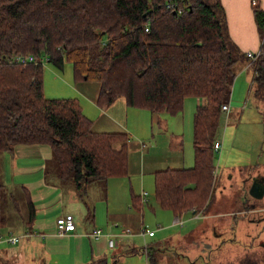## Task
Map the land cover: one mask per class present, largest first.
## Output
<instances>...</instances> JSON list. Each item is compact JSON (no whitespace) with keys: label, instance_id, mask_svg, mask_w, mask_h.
<instances>
[{"label":"trees","instance_id":"16d2710c","mask_svg":"<svg viewBox=\"0 0 264 264\" xmlns=\"http://www.w3.org/2000/svg\"><path fill=\"white\" fill-rule=\"evenodd\" d=\"M167 2L0 0V229L7 223L1 155L16 145H49L59 179L79 193L99 180L129 176L131 136L93 132L79 99L46 97L44 64L15 61L29 54L60 70L71 63L75 83L98 82L101 107L123 97L132 107L176 115L187 98H203L194 115L195 165L154 172L153 196L160 208L175 215L198 213L212 201L221 108L230 104L236 67L246 53L229 35L220 0H179L181 13L167 9ZM253 13L262 37L261 55L253 62V93L264 100V10L259 0ZM22 192L32 225L35 204L27 190ZM147 195L132 194V206L148 204ZM12 237L18 240L11 236L9 241ZM240 264L260 263L248 257Z\"/></svg>","mask_w":264,"mask_h":264},{"label":"crops","instance_id":"0c3cea01","mask_svg":"<svg viewBox=\"0 0 264 264\" xmlns=\"http://www.w3.org/2000/svg\"><path fill=\"white\" fill-rule=\"evenodd\" d=\"M220 1L225 11L231 39L243 53L250 51H260L261 53L262 37L254 18L253 0ZM259 3L264 10V0H259ZM244 72H248L249 75L244 76ZM255 76L256 68L246 54L245 60L238 63L236 67V77L232 91L242 79H248L250 90L253 93ZM75 88L80 93L79 95L82 96V99L78 96L76 98L79 99L84 114L93 122V132H124L131 136L128 176L130 192L132 191L133 194L141 196V190L152 185L154 172L156 171L167 168H190L188 166L192 164L194 158L191 150L193 148L192 127H189L188 132L184 129L180 131L178 129L173 130L168 127L167 123L170 114L167 113L153 114L150 112V121H148V112L128 105L126 99L123 97L117 98L107 107H101L97 103L100 90L98 82L81 81L75 83ZM253 96L256 102H261L262 99H258L254 93ZM231 97L229 102L233 106L234 95L231 94ZM195 99L194 105L196 111L198 106L204 104V99L201 97ZM180 113L182 114L183 110ZM226 117L227 123L233 125L241 120L239 113H234V110L229 111ZM223 129L225 130L226 126ZM219 134L220 128L218 140H220ZM187 142H190V144ZM186 145L189 146L187 148L188 152L185 151ZM2 161L6 182L11 185H17L21 191L27 190L31 195L35 204V219L32 225H28V214L26 215L25 213L22 218L19 217L16 221V226H10L6 223L0 229V264H141V258L144 260V257L146 258L145 264H156L157 260L161 264L162 259L159 255L163 252V245L158 242L165 240L166 238L164 237L167 236V231L175 226L172 225L173 218L174 223L180 226V229H184L189 227V223L195 221L197 218L207 219L211 226H214L216 220L222 216H231L244 212V205L248 206L249 213L260 210L256 206L257 202L249 201L248 194H246L245 185L248 178L245 179L244 185L241 187L242 192L240 195L243 204L240 207L238 206V199H235L234 204L230 200V205L225 209L218 208L212 210V199L209 205L198 211V213L193 211L183 213L186 215L192 214L188 218L189 221L187 223H184L181 217L183 214L175 215L170 210L162 209L158 205L156 208L152 205L148 207L143 205L140 209L134 208L130 202L132 194H126V189L124 188L122 191L124 196L123 202L129 199L128 209L130 212L124 218L123 224L133 229L132 235L134 232L138 233L141 228L143 229L146 223H150L153 226L161 224L162 230H158V227V232L156 231L152 236L146 235V237H149V243L144 248L138 247L133 240L125 241L124 239L119 240L115 248H110L106 236L93 238L92 235L96 230L104 232V229L99 227L105 226L107 228L112 224L113 228L115 222V226H118L119 222L121 224L123 214H117L115 217L108 215L105 223H102L101 217L97 220L95 215L90 216L89 213L82 214L81 222L75 220V230L63 235L57 233V219L65 214H72L75 218L73 208L71 209L69 204L81 201L82 197L73 185L63 184V181L59 179L58 168L55 160L52 158V150L49 145H16L13 152L4 153ZM131 161L135 164L133 172L130 170ZM221 161H223V158ZM227 164L228 160L225 157L223 167L225 168ZM49 166L53 170L52 173L48 171ZM219 171L217 169L216 185L218 182L222 184L219 177H221V173L223 172ZM257 177L262 181L260 183L262 187L264 185V175L259 174ZM257 177L256 181H258ZM228 178L232 180L234 177L230 173ZM111 179L106 180V184L102 186L103 189L105 187L107 197ZM222 188H225V186L223 185ZM216 195L222 196L225 193L218 192ZM249 195L251 194L249 193ZM123 210L125 211V208ZM151 211L154 217L148 214ZM176 218L179 219V222L176 221ZM90 223L91 226H88ZM236 226L237 221L234 219L225 220L222 228L219 225L218 228L220 230L225 229L224 231L227 232V230L231 231ZM188 229L193 231L185 236H181V239L187 237V243H190L189 246L192 247L190 251L185 253V256H189L190 262H192L191 260L194 257L198 256L200 252L198 247L202 248L206 246L212 250L211 253L214 250L221 252L220 249L227 245L231 246L234 243L233 241L236 242L235 230L234 238L229 233L230 238L221 240L218 234L217 240L212 242L211 240H207L205 235L198 236L201 239H198L196 236L193 237L194 228L189 227ZM160 232H164L162 235L163 239L155 240L154 238L157 233ZM11 236L18 237L17 242L9 241V237ZM248 237H250V234H248ZM133 249H135L134 252L132 251Z\"/></svg>","mask_w":264,"mask_h":264},{"label":"rangeland","instance_id":"374dc122","mask_svg":"<svg viewBox=\"0 0 264 264\" xmlns=\"http://www.w3.org/2000/svg\"><path fill=\"white\" fill-rule=\"evenodd\" d=\"M43 64L45 69L46 97L76 98L78 96L82 99V96L79 95L80 93L75 88L71 63H66L63 70L56 68L47 60H44ZM243 75L248 76L249 74L248 72H244ZM250 89L248 79H242L232 91V94L234 95V104L232 106V103L230 102V111L234 110V113H239V116L241 117L240 122L238 121V123H234V125L229 124L227 123L226 114L221 117L219 138L222 147L219 152H216L215 164L217 169L220 170L219 172L223 173H221V177H219L222 184H219L218 182L217 185H215L214 196L218 192H224L225 195H216L213 198V204L211 207L212 210L218 208L225 209L230 205L229 201L231 200L232 204H234L235 199H238V206L240 207V205L243 204L240 195L242 192L241 187H243L245 179L248 178L245 185L246 194H248L249 201L257 202L256 206H258L260 210L258 209L259 211L249 213L248 206L244 205V212L231 216H222L216 220L214 226H211L209 221L207 219L204 220L203 218H197L195 221L189 223L188 226L195 230L192 236H196L198 239H201L198 236L205 235L207 240L213 242L217 240L216 238L218 234L220 235L219 238H221V240L230 238V235L234 238L235 230L236 240V242L233 241L234 243L231 246L227 245L220 249L221 252L214 250L211 253L212 250L206 246L202 248L198 247L200 252L197 257H194L193 260H191L192 262L188 259L189 256H185V253L190 251L192 247L189 246L190 243H187V237L181 239V236H185L193 230L188 229L189 227L180 229V226H177L174 223V218L172 217V225L175 226L167 231V236L164 237L166 238L165 240L158 242L163 245V252L159 255L162 259L161 264H240L244 258L247 259L248 257L257 260L260 264H264V210H262L264 209V196L261 198H254L249 195L253 180L256 179L259 174L264 175V100H261L260 103L256 102ZM194 100H196L194 97L187 98L183 113L175 116L170 115L167 123L168 127L173 130L178 129L179 131L184 129L188 132L189 127H192V141L194 133V115L196 112ZM143 110L149 113L148 121H150V111L147 109ZM225 126L226 129L224 130L223 128ZM187 143L190 144V142ZM187 148H189L188 145L185 146V151H187ZM191 150L194 158L192 164L188 167L195 165L194 145ZM3 154L1 156H3ZM225 157L226 160H228V164L224 168ZM222 158L223 161H221ZM134 165V162L131 161L130 170L132 172L134 170ZM48 171L49 173H52L53 171L50 166ZM230 173L234 177L232 180L228 178ZM5 178L4 170H2L1 183L4 185L5 194L3 214L8 225L16 226V221L19 217L22 218L23 214H28L26 196L21 190H19L17 185L7 183ZM105 184L106 180H99L90 184L85 192L79 193L82 194L81 201H75V203H70L69 205L71 209L73 208V214L76 218L75 220L78 222L82 221V214L87 213H89L90 216L95 215L97 220L101 217L103 220L102 223L106 222L108 215L115 217L117 214H123V220L121 224L119 222L118 226H115V222L113 228L112 224L107 228L105 226L99 227L104 229L105 233L114 234L120 232L123 228H128L123 222L125 221L124 218L127 213L130 212L128 209L129 199L123 202L124 196L122 191L125 188L126 194L129 195L133 194V192H130L128 176L112 178L110 180V185L107 191L108 197L106 196L105 187L104 189L102 187ZM223 185L225 188H222ZM143 191L148 193L146 197L148 204H146V207L152 205L156 208L157 204L153 196L154 180H152V185L150 187L148 186V188L141 190L140 195ZM124 208L125 211L123 210ZM148 214H150L151 217H154L152 211ZM190 216H192L190 213L181 216L184 223L189 221L188 218ZM234 219L237 221V226L231 231L227 230L226 232L224 231L225 229L220 230L225 220ZM218 225L220 228H218ZM88 226H91V223ZM144 227L154 233H156L158 227V230H162L161 224L158 226L155 224L153 226L150 225V223H146ZM140 230H142V228ZM140 230L138 233L134 232L133 235L125 237L124 240H133L138 247L144 248L149 243V237H144L140 233ZM229 233L231 234L228 235ZM163 234L164 232L157 233L154 239H163ZM248 234H250V237H248ZM145 260V257L144 260L141 258V264L142 262L145 264ZM156 264H160L159 260H157Z\"/></svg>","mask_w":264,"mask_h":264},{"label":"built area","instance_id":"2783aa9c","mask_svg":"<svg viewBox=\"0 0 264 264\" xmlns=\"http://www.w3.org/2000/svg\"><path fill=\"white\" fill-rule=\"evenodd\" d=\"M253 3L255 4L256 0H253ZM165 7L169 10H174V12H178V13L183 12V8H182L179 0H168ZM146 30L149 31L148 28H146ZM246 54H247L249 60L251 62H254L259 58L261 53H260V51L259 52H251L250 51V52H247ZM44 60L45 59H42V58L40 59L38 57H34L33 55L29 54L27 56H18L15 61L19 64H28V63L38 64L40 62L44 63ZM47 61H48V59H47ZM221 109H222L224 114H228V112L230 111V104H228V103L223 104ZM221 147H222L221 141L217 139L214 143L215 152H219ZM176 221L179 222V219L176 218ZM56 226H57V233L60 235L71 232V231L75 230V228H76L75 218L72 214H65V215H63L57 219ZM140 233L143 236H146V235L152 236L154 234L153 231H150L149 229H146V228H143L140 231ZM130 235H132V230L129 228H123V229H121L120 232L114 233V234H106V233L102 232V230H96L95 233L92 235V237L93 238H100L102 236H106L107 240H108V246L110 248H115L117 246V243L119 240H122L125 237H128ZM10 240L12 242H15V241H17V238L12 237V238H10Z\"/></svg>","mask_w":264,"mask_h":264},{"label":"water","instance_id":"95a60500","mask_svg":"<svg viewBox=\"0 0 264 264\" xmlns=\"http://www.w3.org/2000/svg\"><path fill=\"white\" fill-rule=\"evenodd\" d=\"M148 13H145V15ZM249 193L254 197H262L264 193V185L260 187V185L257 184L256 179L253 180V184L250 187Z\"/></svg>","mask_w":264,"mask_h":264},{"label":"flooded vegetation","instance_id":"af4514ba","mask_svg":"<svg viewBox=\"0 0 264 264\" xmlns=\"http://www.w3.org/2000/svg\"><path fill=\"white\" fill-rule=\"evenodd\" d=\"M258 179V178H257ZM262 181L258 179L257 184L260 185ZM261 187V186H260Z\"/></svg>","mask_w":264,"mask_h":264}]
</instances>
